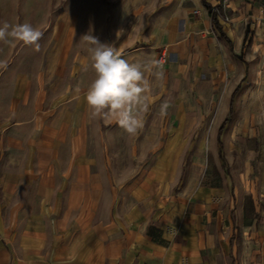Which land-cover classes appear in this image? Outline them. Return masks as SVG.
<instances>
[{
	"label": "crops",
	"instance_id": "crops-1",
	"mask_svg": "<svg viewBox=\"0 0 264 264\" xmlns=\"http://www.w3.org/2000/svg\"><path fill=\"white\" fill-rule=\"evenodd\" d=\"M245 1L230 0L231 16ZM215 3L197 0L199 17L187 23L203 37L211 23L206 9ZM242 37L235 56L245 63L248 26ZM164 48L171 59L186 57V44ZM12 65L0 70V264H264V185L229 202L225 186L199 183L189 198L182 191L164 203L159 164L102 161L90 147V109L78 98L79 84L63 100V84L51 87L53 95L33 91L31 75ZM235 89L217 129L219 157ZM125 152L137 155L117 154Z\"/></svg>",
	"mask_w": 264,
	"mask_h": 264
},
{
	"label": "rangeland",
	"instance_id": "rangeland-1",
	"mask_svg": "<svg viewBox=\"0 0 264 264\" xmlns=\"http://www.w3.org/2000/svg\"><path fill=\"white\" fill-rule=\"evenodd\" d=\"M196 2L0 0V25L27 22L44 33L39 50L20 41H0V70L13 62V67L31 75L33 91L42 88L53 95L51 87L63 84V100L73 93L69 85L79 84L78 98L86 101L94 71L88 44L81 38L92 35L114 46L129 63L150 69L144 72L150 89L137 106L142 127L134 135L126 133L115 118L93 117L90 110V147L97 148L99 159L159 164L164 203L173 202L182 191L179 195L189 198L199 183L225 186L229 202L235 201L264 185V5L246 0L231 16L232 23L222 27L233 43L230 51L211 25L209 9L210 26L204 37L201 29L188 26L189 20L199 17ZM246 26L250 38L242 63L235 55ZM180 43L187 45L185 58L177 60L174 54L164 69H153L162 46ZM49 68L59 72L52 75ZM161 71L163 75L158 76ZM238 84L234 113L219 137V157L217 129ZM119 149H136L137 155H119ZM243 201L251 207L249 199Z\"/></svg>",
	"mask_w": 264,
	"mask_h": 264
},
{
	"label": "clouds",
	"instance_id": "clouds-1",
	"mask_svg": "<svg viewBox=\"0 0 264 264\" xmlns=\"http://www.w3.org/2000/svg\"><path fill=\"white\" fill-rule=\"evenodd\" d=\"M44 33L30 23L0 25V41L12 44L16 41L39 50ZM88 44L94 78L86 91V103L93 117L115 118L126 133L134 135L142 127L137 106L145 98L142 94L150 89L145 70L140 63H129L116 48L101 43L97 37L85 35L81 38ZM158 76L163 73L158 72Z\"/></svg>",
	"mask_w": 264,
	"mask_h": 264
},
{
	"label": "built area",
	"instance_id": "built-area-1",
	"mask_svg": "<svg viewBox=\"0 0 264 264\" xmlns=\"http://www.w3.org/2000/svg\"><path fill=\"white\" fill-rule=\"evenodd\" d=\"M264 5V0H256ZM230 0H216V3L211 6L210 9V19L214 16L218 23L220 24H229L231 23V14H230ZM171 52L164 48L161 49L158 53L154 67L156 69H161L168 61L171 59Z\"/></svg>",
	"mask_w": 264,
	"mask_h": 264
},
{
	"label": "trees",
	"instance_id": "trees-1",
	"mask_svg": "<svg viewBox=\"0 0 264 264\" xmlns=\"http://www.w3.org/2000/svg\"><path fill=\"white\" fill-rule=\"evenodd\" d=\"M208 9L210 10L211 9V6L208 7ZM211 23H212V26L213 28L219 33V36H221L220 38L224 39L228 45L231 47V42L229 41V39L225 36V34L222 32V29L221 27L219 26L216 18L214 16L211 17ZM247 36V30H246V34H245V37ZM247 38V37H246ZM246 38H244L243 40V44H242V48H241V54L240 56L243 54V51L244 49L246 48ZM237 90L238 89H235V91L232 93V96H231V101H232V98L234 97V95L237 93ZM229 115H231V110L229 111ZM228 122V119H225L223 121V123L221 124V127H220V130H222L224 124H226Z\"/></svg>",
	"mask_w": 264,
	"mask_h": 264
}]
</instances>
